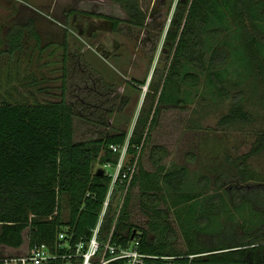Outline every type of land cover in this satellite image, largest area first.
<instances>
[{"label": "trees", "instance_id": "1", "mask_svg": "<svg viewBox=\"0 0 264 264\" xmlns=\"http://www.w3.org/2000/svg\"><path fill=\"white\" fill-rule=\"evenodd\" d=\"M113 1L125 10L129 25H146L148 15L140 0ZM84 14L112 18L91 11ZM113 21L117 29L120 19ZM29 23L18 25L6 36L9 47L1 49L11 57L6 82L16 70L14 55L25 49V35L40 41L36 26ZM39 46L40 51L47 47L54 54V47ZM162 47L168 55L165 69L158 82H150L131 132L112 126L108 118L114 107H104L96 121L104 128L99 136L75 141L78 114L66 97L67 60L60 100L1 99L0 245L22 246L25 231L29 245H52L65 223L72 225L76 238L89 234L111 183V177L97 174L96 168L108 161L116 163L119 154L111 146H122L129 139L128 164L138 157L137 171L116 237L127 242L136 231L142 251L193 254L191 264H264V174L251 162L264 154V130L254 140L243 142L237 154L227 152L228 165L202 173L200 191L186 190L190 167L169 166L168 147L154 141L163 111L190 108L183 85L197 87L202 75L220 96L231 99L219 121L221 126L254 122L244 91L231 92L225 82L230 74H245V78L264 73V0H177ZM160 73L154 71V75ZM171 73L179 76L174 93L168 88ZM81 101L86 105V100ZM191 155L192 162L197 160L195 152ZM113 218L110 209L105 229Z\"/></svg>", "mask_w": 264, "mask_h": 264}, {"label": "rangeland", "instance_id": "2", "mask_svg": "<svg viewBox=\"0 0 264 264\" xmlns=\"http://www.w3.org/2000/svg\"><path fill=\"white\" fill-rule=\"evenodd\" d=\"M26 1L34 4L38 0ZM45 1L62 4L70 0H44L43 2ZM89 1L90 3L87 2L85 7L93 12L112 16V18L80 17L79 21L84 27L81 33L80 27L73 23L72 17L69 19V26L72 30L71 40L76 42L73 47L77 46L79 51L85 48L86 52L83 58L85 64L81 65L71 57H68L66 62L67 87L70 89V99L75 104L78 114L75 121V140L77 141L99 136V132L104 128L96 121L98 116L104 112V107H114V112L108 118V122L112 121V126L126 128L129 132L133 130L145 95L150 89V82H158L165 69L168 55L167 52H163L162 46L177 0H140L148 15L144 27L129 25L126 22L125 10L116 2L111 0ZM0 4L15 5L18 1L0 0ZM13 14L11 11L6 13L8 16ZM25 15L27 19L31 13H25ZM113 18L120 19L117 29L115 27L111 29L106 25V20H113ZM4 21L7 29L12 19L9 17L0 19V76L4 77V85L0 87V103L3 98L16 100L20 96L34 101L39 97L43 99L42 95H39L33 88L30 90L28 85L25 84L20 90L15 83V81L23 82L18 79L21 75L31 76V73H35L38 77L41 75L45 86L55 91L52 93L60 98L64 53L56 44H50L55 49L54 54H51L47 49L40 51L35 38L26 40L25 49L14 55L12 59L14 70L16 69L13 78L10 82H6L9 69L7 61L11 57L1 51L9 47L8 43L4 42L7 38H4V29L1 27ZM90 21L97 23L99 29H91L88 35L85 29ZM16 26L14 25V29ZM36 28L40 33L37 25ZM102 42L106 43L107 49L112 52L107 57L102 49L98 50ZM115 42L118 43L117 49L113 47ZM234 64L235 62H232V65ZM156 69L161 70L159 75H154ZM244 75L241 77L239 73L230 74L225 85L231 92L244 91L246 108L255 116L253 123L221 126L219 121L229 110L231 99L220 96L217 89L210 87L205 75L200 77L197 87L183 85L182 93L189 95L188 106L190 108L186 110L169 108L163 111L164 115L160 117L161 125L154 132V141L168 147L169 166L182 164L190 167V175L186 184L188 191H200L198 179L202 173H207L208 168L228 165L227 152L237 154V148L243 142L254 140L257 132L264 130V73L256 77L251 74L244 78ZM169 77L171 83L168 88L172 89L171 93H174L173 84L179 81V76L171 73ZM81 100H86V105ZM192 152L198 156L193 162L191 161ZM251 162L256 171L264 174V154L254 157ZM24 235L27 237V231ZM27 241L28 238L21 250H7L0 246V258L15 256L14 254L17 253L24 254Z\"/></svg>", "mask_w": 264, "mask_h": 264}, {"label": "built area", "instance_id": "3", "mask_svg": "<svg viewBox=\"0 0 264 264\" xmlns=\"http://www.w3.org/2000/svg\"><path fill=\"white\" fill-rule=\"evenodd\" d=\"M128 147L129 139L122 146L112 145L113 151L119 154L117 162L108 161L96 168L97 172L102 167L104 174L111 177V183L99 218L89 234L76 238L72 225L65 223L52 245H29L28 252L23 255L3 257V264H109L116 261L117 264H191L193 254L147 253L140 249L136 234L127 242L116 237L126 196L137 171L138 157L134 163L128 164ZM110 209L114 218L110 227L105 229Z\"/></svg>", "mask_w": 264, "mask_h": 264}, {"label": "crops", "instance_id": "4", "mask_svg": "<svg viewBox=\"0 0 264 264\" xmlns=\"http://www.w3.org/2000/svg\"><path fill=\"white\" fill-rule=\"evenodd\" d=\"M17 1H18V4H15V5L0 4V12H2L0 13L1 14L0 19H6L7 17L12 19V23L8 25L9 26L7 28L8 30L5 28L7 25L5 24V21L1 23L2 24L1 27L2 29H4L5 39L8 38L6 36L12 31V29L14 28V25H17V26L25 25L31 21L33 22V25L35 26L37 25L39 28L40 33L39 32L38 33L40 34V41L36 37L30 36L28 34L25 35V38H24L25 40L35 38L37 45L42 44L43 47H46L50 44L59 45L62 51L63 49L65 50V48L67 49V53L66 54L64 53L65 55L63 54L64 55L62 58L63 63H65L68 57L69 58L71 57L72 60H77L81 65L85 64L83 60L86 54L85 48H82L79 51L77 46L73 47V45L76 42H72L71 40L70 32L72 30L69 26V19L70 17H72L73 23L78 25L80 23L79 21L81 19L80 17L86 16V14H84L85 11L93 12V10H90L89 8L85 7V4H87V2L90 3L89 0H73V1L70 0L69 2L65 1V3H62V4H59L58 2L57 3L55 2L50 3L46 1L43 2L44 0L43 1L38 0L34 4L31 2H27L26 0H17ZM111 1L114 2L113 0ZM9 11L13 12L14 14L12 16L6 15V13ZM25 13L26 14L31 13V15L30 16L28 15L27 19H25V16H26ZM46 49L48 50L47 47ZM102 58L106 59L105 57H102ZM28 77L30 78L28 79ZM42 78L43 77L41 75H39L38 77L37 75H35V73H31V76L21 75L18 79H21L23 82L15 81V83L19 87L20 90H22L26 84L29 86L30 90H32L33 88L36 92H38L39 95H42L43 99L39 97V99L36 101L50 102V101L60 100L62 97L60 96V98H58L57 95L53 94L52 92H55V91H53L50 88H47ZM66 92H67V95H66L67 99L72 102V100L70 99V94H69L70 89L67 88ZM61 93H62V89H61ZM20 99L21 101L23 100L21 96H20ZM29 101L34 102L33 99ZM75 121H76V116L74 118V123ZM74 139H75V136H74ZM25 235H24V242L22 246L20 247H11L5 244H1L0 246L6 248L7 250L8 249L10 250L20 249L21 250L22 248H24V245L26 243V238H28V234H27V237ZM28 247H29V238L26 244V249H25L26 252L24 251L25 253L28 252ZM14 255H23V253H20V254L17 253Z\"/></svg>", "mask_w": 264, "mask_h": 264}, {"label": "flooded vegetation", "instance_id": "5", "mask_svg": "<svg viewBox=\"0 0 264 264\" xmlns=\"http://www.w3.org/2000/svg\"><path fill=\"white\" fill-rule=\"evenodd\" d=\"M88 17V16H87ZM81 23H79L78 24V27H80L79 29H80V32H81V30L83 31L84 29H82V28H84V27H82L83 25H81ZM106 25L107 26H109L111 29H114V21L113 20H106ZM95 28H98L99 29V27H98V24L97 23H94V21H90V24H89V26L85 29V31H86V33H88V35H89V33H90V31H91V29H95ZM93 35V34H92ZM101 49H102V51H103V53L104 54H112V52H111V50H109V49H107V47H106V43H104V42H102L101 43ZM113 47L115 48V49H117V47H118V43L117 42H115L114 44H113Z\"/></svg>", "mask_w": 264, "mask_h": 264}, {"label": "water", "instance_id": "6", "mask_svg": "<svg viewBox=\"0 0 264 264\" xmlns=\"http://www.w3.org/2000/svg\"><path fill=\"white\" fill-rule=\"evenodd\" d=\"M98 50H101V47H98ZM105 55H106L105 57H107V56H109V53L108 54H105ZM97 174L104 175V169L102 167H99L97 169ZM135 234H136V231H134V233L132 235L133 238L135 237Z\"/></svg>", "mask_w": 264, "mask_h": 264}]
</instances>
